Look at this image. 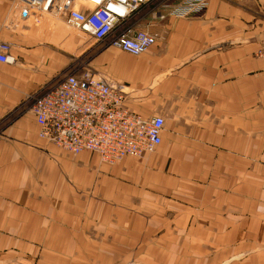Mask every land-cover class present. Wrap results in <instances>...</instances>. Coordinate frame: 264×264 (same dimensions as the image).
I'll return each instance as SVG.
<instances>
[{"label":"crops","instance_id":"0c3cea01","mask_svg":"<svg viewBox=\"0 0 264 264\" xmlns=\"http://www.w3.org/2000/svg\"><path fill=\"white\" fill-rule=\"evenodd\" d=\"M19 16L16 0H0V41L12 44L17 58L15 64L0 62V116L69 62L54 48L16 36ZM162 31L167 43H156L152 61H101L94 72L122 83L132 110L165 119L162 143L146 159L125 157L111 166L96 154L65 153L39 137L30 114L6 125L9 137L0 139V264H35L43 243L55 247L44 249L43 264L61 262L62 242L78 236L65 228L78 225L84 211L79 202H88L92 192L118 202L125 210L120 215L137 225L139 219L163 225L165 214L179 210L185 224L197 228L193 241H202L206 226H232L221 240L236 236L246 248L250 242L264 246V174L254 170V162H264V64L255 56L264 38V0H209L203 12L172 18ZM221 194L239 201L236 213ZM212 201L217 204L206 208L230 209V220L197 212ZM256 256L264 264V250Z\"/></svg>","mask_w":264,"mask_h":264},{"label":"rangeland","instance_id":"374dc122","mask_svg":"<svg viewBox=\"0 0 264 264\" xmlns=\"http://www.w3.org/2000/svg\"><path fill=\"white\" fill-rule=\"evenodd\" d=\"M164 1L167 0H154L151 4L144 6L139 12L132 15L121 31L115 32L111 37L103 40H96L81 31L72 29L62 20L44 15L32 9L29 15H25L24 17L20 14L19 18H15V22L21 23L19 27L14 26L16 36H22L25 40L33 44L51 47L52 49L54 48L53 50H55L56 53H60L62 61L69 62L57 77L49 79L36 92L24 95V100L19 105L6 110L5 113L0 116V139L9 137L6 129L7 124L22 121L28 114L34 116L32 108L35 102L48 91L54 89L58 83L60 84L61 79L63 81V77L71 75L80 76L91 71L93 73L98 72L97 68L101 67V61H152V58L156 56V52L152 49L156 43L158 46H164L167 43L168 34L163 32L162 28L165 27L166 23L171 19L156 21L153 17L155 7ZM144 28L150 29V32L157 36L156 43L145 53L132 55L118 47L112 46V40L119 34L128 32V30L134 31ZM0 42L8 43L5 41ZM8 44L11 48L9 50V55L13 58V61L0 62L15 64L17 63V58L13 55V45L10 43ZM261 44L258 49L261 47ZM257 51L255 52V56ZM164 54V49L158 51L159 56H164ZM32 116L30 117L31 121H33ZM64 152L68 153L67 151ZM150 154L151 153L142 157H128L143 160ZM121 161L115 164L101 162L112 166ZM257 167H261L262 171L258 170ZM254 170L255 174L263 175L264 162H254ZM199 180L201 184H205L206 180L204 178ZM211 180L212 179L208 180V184H210ZM224 181L227 180L222 179L223 183ZM220 196L223 200V205H231L234 207L233 209L236 213L235 207L237 205L233 203H239V201L230 199L228 194H221ZM86 199L89 201L79 202V207L84 210V215L82 213L83 216L81 215L78 217V225H71L65 228V230L71 234H77V240L62 242V261L56 262L55 264L262 263L263 259L256 256L264 250V246L261 245V243L250 242L249 248H246L245 239L242 237L234 236L233 241L227 240L225 242L221 240V238L225 239L229 236V230L232 226L222 227L219 230H217L216 225L206 226L207 228L204 229L200 235L202 241H193V238L197 237V235L194 236L195 234L193 233L197 228L186 225L185 220L181 219L183 213H180L179 210L175 211L174 215H172L173 212L165 214L167 221L163 225H147L145 222L148 223L150 221L148 219H139L142 224L139 223L140 225H137L135 219L122 217L120 213L125 212V210L118 209V202L111 198L107 199L102 193H89ZM104 204L109 205V208H105ZM215 204H217L216 201L200 204L198 205L197 212H201V210L204 209L207 211L206 217L208 219L220 218L223 220H230L228 213L230 209L222 208V210L219 211L217 209L213 210V208H211V210L206 208L213 207ZM91 212L94 214L93 217L85 216V214L89 215ZM239 215V218H243L241 213H239ZM154 217H156V215H154ZM157 217L161 218V216ZM244 221H247V219H244ZM245 228L244 224L241 229L244 230ZM234 231H236V227H234ZM246 232L247 230L245 232H239L238 235H242ZM216 237H220L218 242L216 241ZM84 238H86V240ZM204 238L209 241H205ZM193 246L198 247L192 248ZM49 248L54 249L55 247L45 243L37 245L35 250H37L38 253L36 254L35 264H37L41 257L42 259L39 264L44 263L47 256L43 251L44 249L50 250ZM68 250H71V252L68 253ZM252 254L255 255V257H253ZM47 264L53 263L47 260Z\"/></svg>","mask_w":264,"mask_h":264},{"label":"built area","instance_id":"2783aa9c","mask_svg":"<svg viewBox=\"0 0 264 264\" xmlns=\"http://www.w3.org/2000/svg\"><path fill=\"white\" fill-rule=\"evenodd\" d=\"M154 0H16L25 17L31 9L62 20L74 30L103 40L121 31L127 21ZM209 0H167L155 7L156 21L187 18L203 12ZM157 40L150 29L128 30L112 46L132 55L145 53ZM10 45L0 42V61L10 62ZM256 56L264 62V39ZM124 85L105 75L86 72L63 79L33 105L39 136L78 155L96 154L105 163L142 157L162 143L165 119L144 117L126 104Z\"/></svg>","mask_w":264,"mask_h":264}]
</instances>
